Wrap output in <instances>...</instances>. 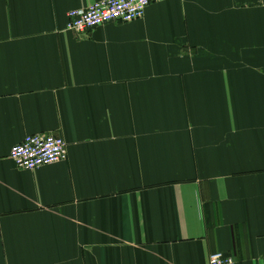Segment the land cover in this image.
Masks as SVG:
<instances>
[{
	"label": "crops",
	"instance_id": "crops-1",
	"mask_svg": "<svg viewBox=\"0 0 264 264\" xmlns=\"http://www.w3.org/2000/svg\"><path fill=\"white\" fill-rule=\"evenodd\" d=\"M0 0V264H264V0ZM65 162L17 169L28 135Z\"/></svg>",
	"mask_w": 264,
	"mask_h": 264
},
{
	"label": "built area",
	"instance_id": "built-area-1",
	"mask_svg": "<svg viewBox=\"0 0 264 264\" xmlns=\"http://www.w3.org/2000/svg\"><path fill=\"white\" fill-rule=\"evenodd\" d=\"M163 0H100L84 9L67 13L66 30L74 34H86L111 23H132L144 16L152 2ZM9 159L22 171L65 162L66 143L60 136L34 134L23 138L13 146ZM208 264H236L231 256L215 253L209 256Z\"/></svg>",
	"mask_w": 264,
	"mask_h": 264
}]
</instances>
